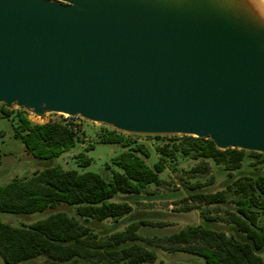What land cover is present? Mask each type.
Returning <instances> with one entry per match:
<instances>
[{"label":"water","instance_id":"95a60500","mask_svg":"<svg viewBox=\"0 0 264 264\" xmlns=\"http://www.w3.org/2000/svg\"><path fill=\"white\" fill-rule=\"evenodd\" d=\"M0 105L264 155L262 0H0Z\"/></svg>","mask_w":264,"mask_h":264},{"label":"trees","instance_id":"16d2710c","mask_svg":"<svg viewBox=\"0 0 264 264\" xmlns=\"http://www.w3.org/2000/svg\"><path fill=\"white\" fill-rule=\"evenodd\" d=\"M10 111L0 105V118H8ZM19 125L14 137L34 158L52 161L74 148L76 133L61 121L50 120L34 124L18 116ZM130 135V134H127ZM138 136V135H131ZM159 139L161 136H151ZM180 146L157 148L160 159L148 167L149 158L142 145L122 141L116 133L102 139V144H121L123 150L111 164L108 180L94 173H78L59 166H47L26 179H14L0 186V213L28 216L43 214L57 206L73 208L74 215L58 211L28 226L14 227L0 222V259L3 264H20L44 257L51 264H153L157 256L146 245L153 241L168 244L166 250L182 252L201 258L205 264H264V176L250 178L239 173L237 179L226 180L224 190L214 194H196L193 200L206 206L233 205L226 221L228 234L202 226H193L172 233L163 239L142 238L138 231L148 225L132 218V205L149 186H159V175L167 160L190 157L199 161L190 170L194 174L210 172L207 161L223 171L239 172L248 152L217 150L209 140L182 136ZM84 163L89 160L84 156ZM257 164H264V155L249 153ZM120 196H124L119 200ZM206 210L203 213L205 214ZM262 218L260 221L259 219ZM217 218L205 220L214 221ZM110 220L113 224L105 226ZM122 220L123 231L117 230ZM103 228L98 237L91 227Z\"/></svg>","mask_w":264,"mask_h":264},{"label":"rangeland","instance_id":"374dc122","mask_svg":"<svg viewBox=\"0 0 264 264\" xmlns=\"http://www.w3.org/2000/svg\"><path fill=\"white\" fill-rule=\"evenodd\" d=\"M8 118H0V186L9 183L14 179H26L35 172L42 170L47 166H59L64 170H76L78 173H94L108 180L113 171H119L111 164L114 157L123 150L121 144H102V139L108 134L115 132L122 141L142 145L146 148L149 158L145 160L148 167L160 159L157 148L168 146H180L183 143L182 136H161L154 139L151 136H131L103 124H94L78 119V131L76 136L77 143L73 149L63 153L52 161H43L34 158L25 151L24 146L14 137V129L19 125L18 116L43 124L50 120L62 121V115H45L39 119L26 113L22 109H13ZM84 156L89 160L84 163ZM199 161L190 157L177 156L175 160H167L165 170L159 175L161 184L159 186H149L145 192L138 197L136 201H129L132 205V218L136 222L144 221L148 225L141 226L138 233L142 238L163 239L164 237L178 232L187 227L202 226L214 231H224L228 234L231 225L228 220L227 212H233V205L221 206L219 212H216V206H206L193 200L196 194H214L224 190L225 181L240 178L239 173L247 174L250 178L263 175L264 164H257L255 160L249 157V152L245 155L239 172L227 173L221 167L213 165L207 161L210 172L207 174H194L190 170L196 166ZM124 196H120L119 200ZM205 212L204 216L202 212ZM62 211L69 216L74 215L73 208L66 206H57L47 210L43 214H33L28 216H17L0 213V222L14 226H28L47 215ZM207 218H217L214 221L205 220ZM264 219V218H263ZM260 221L262 218L259 219ZM105 226H111L113 223L107 220L103 223ZM118 231H123L126 224L119 220ZM93 233L99 238L105 235L103 228L91 227ZM146 247L155 252L157 259L153 264H205L201 258L194 257L182 252H172L166 250L168 244L162 241H153ZM0 264H3L0 259ZM20 264H51L46 258L39 257L31 261ZM71 264V263H61ZM84 264H92L84 262Z\"/></svg>","mask_w":264,"mask_h":264},{"label":"built area","instance_id":"2783aa9c","mask_svg":"<svg viewBox=\"0 0 264 264\" xmlns=\"http://www.w3.org/2000/svg\"><path fill=\"white\" fill-rule=\"evenodd\" d=\"M34 117V116H33ZM61 117H63V120L61 121L62 124L70 131L74 132L77 134L78 131V117H68L65 115H62ZM34 119H39L37 117H34ZM34 124H36V122H32Z\"/></svg>","mask_w":264,"mask_h":264},{"label":"bare ground","instance_id":"6f19581e","mask_svg":"<svg viewBox=\"0 0 264 264\" xmlns=\"http://www.w3.org/2000/svg\"><path fill=\"white\" fill-rule=\"evenodd\" d=\"M263 1V4H264V0H262Z\"/></svg>","mask_w":264,"mask_h":264}]
</instances>
